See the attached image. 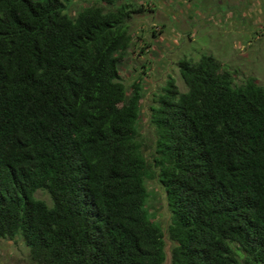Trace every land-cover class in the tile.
<instances>
[{
	"label": "trees",
	"instance_id": "obj_1",
	"mask_svg": "<svg viewBox=\"0 0 264 264\" xmlns=\"http://www.w3.org/2000/svg\"><path fill=\"white\" fill-rule=\"evenodd\" d=\"M72 1L0 0V240L32 264H164L167 233L172 264H264V87L182 60L186 91L170 79L150 107L148 157V88L121 75L144 8Z\"/></svg>",
	"mask_w": 264,
	"mask_h": 264
},
{
	"label": "rangeland",
	"instance_id": "obj_2",
	"mask_svg": "<svg viewBox=\"0 0 264 264\" xmlns=\"http://www.w3.org/2000/svg\"><path fill=\"white\" fill-rule=\"evenodd\" d=\"M131 1V0H130ZM144 11L128 21L133 37L122 61L121 75L129 88L140 77L147 89L141 100L144 117L141 134L151 157L157 135L150 124V107L164 92L170 79L186 91L179 63L212 55L229 70L235 84L253 78L264 87V0H132ZM83 6L73 0L71 13ZM147 73V74H145ZM142 83V82H141ZM156 219L165 231L170 223L166 193L160 184L149 183ZM48 200L44 192L36 193ZM0 264H32L21 238L0 240Z\"/></svg>",
	"mask_w": 264,
	"mask_h": 264
},
{
	"label": "water",
	"instance_id": "obj_3",
	"mask_svg": "<svg viewBox=\"0 0 264 264\" xmlns=\"http://www.w3.org/2000/svg\"><path fill=\"white\" fill-rule=\"evenodd\" d=\"M165 242H166V248H165L166 260H165L164 264H172V252H171V249H172L173 243L168 240V234L167 233L165 234Z\"/></svg>",
	"mask_w": 264,
	"mask_h": 264
}]
</instances>
